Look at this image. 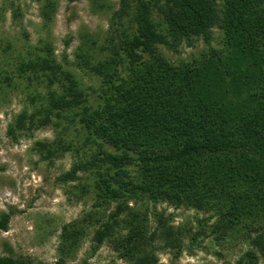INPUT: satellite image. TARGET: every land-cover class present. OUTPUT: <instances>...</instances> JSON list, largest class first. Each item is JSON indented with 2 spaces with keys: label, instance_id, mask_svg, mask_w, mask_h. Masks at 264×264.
<instances>
[{
  "label": "trees",
  "instance_id": "trees-1",
  "mask_svg": "<svg viewBox=\"0 0 264 264\" xmlns=\"http://www.w3.org/2000/svg\"><path fill=\"white\" fill-rule=\"evenodd\" d=\"M49 8L54 4L46 0V19ZM124 19L129 27L120 30ZM111 25L116 34L99 49L108 55L97 58L90 48L78 57L101 78L93 89L97 104L50 47L27 53L17 66L16 77L24 80L32 101L40 88L46 93L33 113L15 118L9 136L17 141L18 131L61 127L53 141L38 142L37 150L45 159L75 152L76 162L60 181L88 174L91 183L83 189L92 188L95 208L116 204L107 220L95 210L63 227L61 263L79 249L86 222L93 221L99 225L94 250L108 242L126 264H163L158 242L179 257L183 228L161 213L150 231L148 212L137 209L140 202H164L209 213L190 236L193 247L208 237L219 246L240 239L249 248L236 264H259L264 260V0H120ZM216 27L223 34L218 49L210 46ZM195 39L209 47L200 58L173 63L160 51L192 46ZM16 77L0 70V86L19 88ZM11 217L1 214L0 232L8 231ZM0 264L33 263L0 255Z\"/></svg>",
  "mask_w": 264,
  "mask_h": 264
},
{
  "label": "rangeland",
  "instance_id": "rangeland-1",
  "mask_svg": "<svg viewBox=\"0 0 264 264\" xmlns=\"http://www.w3.org/2000/svg\"><path fill=\"white\" fill-rule=\"evenodd\" d=\"M45 2L0 0V70L16 77L22 56L50 47L56 61L77 75L87 98L92 104H97L99 94L93 89L99 87L101 78L80 64L78 57L88 53L90 48L92 54L100 59L109 54H102L99 49L116 34L111 20L120 9V0H79L75 3L51 0L54 10H47L49 19L43 15ZM159 15L154 14L156 21L160 20ZM122 22L119 29H127L129 20ZM222 41V30L214 28L210 46L218 49ZM207 50L209 47L201 39H195L192 46L183 43L175 51L160 48L161 53L173 63L200 58ZM14 82L20 84L19 88H6V83L0 86V216L2 213L12 216L8 231L0 232V255L23 257L33 264H62L59 248L63 227L83 220L95 210L103 215V220H107L116 204L112 203L109 208H95L98 200L89 192L92 188L83 189L91 183L88 174L81 173L80 179L74 182L60 181V177L76 162L75 152L45 159L37 150L38 142L53 141L61 127L52 124L31 132L18 131L17 141L9 136V128L15 118L23 112L33 113L34 108L41 106L42 99L39 98L46 93L40 88L38 100L32 101L25 92L24 80L16 77ZM53 88L61 92L59 85ZM72 133L67 140L73 139ZM137 209L148 212L150 231L156 227L155 216L161 213L170 218L173 227L184 230L185 249L179 257L173 250L163 247V243H156L157 256L163 264H236L249 248L240 239L219 246L212 237L193 247L190 236L197 230L198 220L206 218L208 212L191 207L176 209L164 202L156 206L140 202ZM86 223L89 226L86 237L64 264H126L108 242L94 250V231L99 225L95 221L93 224L96 226ZM259 264H264V260Z\"/></svg>",
  "mask_w": 264,
  "mask_h": 264
}]
</instances>
